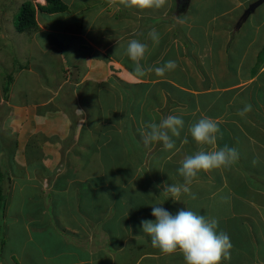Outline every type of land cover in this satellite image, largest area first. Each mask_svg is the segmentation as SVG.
Instances as JSON below:
<instances>
[{"label":"crops","instance_id":"1","mask_svg":"<svg viewBox=\"0 0 264 264\" xmlns=\"http://www.w3.org/2000/svg\"><path fill=\"white\" fill-rule=\"evenodd\" d=\"M27 1L37 25L20 30ZM63 1L66 10L49 12L41 8L47 0H0V183L9 182L0 264H30L22 260L29 241L43 264H185L142 231V220H155L152 205L162 203L172 214L178 204L218 220L232 244L221 264H264V185L249 179L264 176V61L258 64V47L250 50L264 31V2L246 13L257 0H166L144 10L119 0ZM207 5L218 10L201 18ZM249 25L255 34L241 54ZM131 39L148 46L143 67L178 66L134 77L125 55ZM247 104L252 110L241 117ZM168 115L184 120L174 148L145 146L143 123ZM202 116L219 122L216 147L235 148L239 159L201 170L190 185L196 199L174 201L163 190L185 182L180 160L212 149L188 131ZM10 243L17 251L4 250Z\"/></svg>","mask_w":264,"mask_h":264},{"label":"clouds","instance_id":"2","mask_svg":"<svg viewBox=\"0 0 264 264\" xmlns=\"http://www.w3.org/2000/svg\"><path fill=\"white\" fill-rule=\"evenodd\" d=\"M115 4L116 0H109ZM125 7L144 9H160L165 6L166 0H119ZM149 37L154 44H159L160 35L152 29ZM148 46L137 39H131L127 43L125 55L134 62L132 74L136 78H143L146 74L155 72L157 76H164L167 71L174 70L178 65L174 60L167 61L160 67H143L140 63L145 58ZM252 110L251 104L238 110V115L244 117ZM219 122L211 117L202 116L198 121L189 126V133L199 145H209L212 149H203L193 154L185 155L180 160L177 169L184 178L183 184L164 185L163 193L170 194L174 201H181V194H188L192 199L196 195L191 192L190 185L203 170L229 168L238 159L239 154L235 148L224 145L216 147L217 134L220 133ZM184 127V120L180 116L168 115L156 122L155 118L144 122L140 129V135L145 146L153 143H162L164 150H171L175 146L172 137H179L180 130ZM171 133V136L169 135ZM222 137V134H221ZM185 144L188 143L185 137ZM253 165L258 163L253 159ZM227 200V198H222ZM163 204V203H162ZM152 205V215L155 220H142V231L151 238V245L160 250L162 254L171 255L179 252L185 264H221L222 260L230 257L232 244L229 235L224 231H217L218 220L198 214L192 210H179L172 214L164 207Z\"/></svg>","mask_w":264,"mask_h":264},{"label":"rangeland","instance_id":"3","mask_svg":"<svg viewBox=\"0 0 264 264\" xmlns=\"http://www.w3.org/2000/svg\"><path fill=\"white\" fill-rule=\"evenodd\" d=\"M177 3V1L176 2H174L173 4H176ZM186 4V3H185ZM209 7V8H208ZM218 9H217V7H214V8H210V6L209 5H207V7H206V9L203 11V13L200 15L201 16V18H205V17H208V16H210V15H212V14H214L216 11H217ZM263 15V14H262ZM256 18H258V16H255L254 17V19H256ZM18 20H19V16H18ZM256 23H257V20H256ZM202 27V26H201ZM201 27H199V26H196L194 29H193V32H196V33H200V32H204V30L201 28ZM254 26L253 25H249V30L247 31V34L245 35V37L240 41V44H239V46L237 47V50H239V52L242 54V52H244L243 50H244V48L245 47H247V43H246V40H249L250 39V37H253L254 36V34H255V30H254ZM234 34L235 33H237V31L236 32H233ZM257 33V35H258V39H257V43L256 44H254L252 47H251V49L250 50H252V49H256L257 47H258V55H257V57H256V59H257V61H258V64H261L263 61H264V46L262 45V42H263V40H264V31L263 30H260V32L258 33V31L256 32ZM243 34V32L241 31V35ZM211 37H209V38H207V41L208 42H211ZM207 41H206V38H202L201 39V41H199L200 42V48H199V50H201V52H203V54L204 53H207V56L209 55V51H208V49L206 48V43H207ZM212 43H215L214 41H212ZM261 47V48H260ZM247 51V55L249 56L250 54H252L254 51ZM231 51V49L229 50V52ZM236 54H238V52H236L232 57H230V58H232L231 60L228 58V61L230 62V63H235V62H237L238 61V58L240 57V55L238 56V55H236ZM250 57H251V55H250ZM106 154H107V152H106ZM164 175V174H163ZM250 179V181H251V183H253L254 185H264V176L263 175H258L257 176V179H254V178H249ZM0 181H1V179H0ZM252 181H254V182H252ZM7 185H9V182H8V178H4V184L2 183V185H1V183H0V194H2V197H1V199H3V198H5L6 197V195H7V192H6V190L8 189L7 188ZM239 186H240V184H239ZM239 186H238V188H239ZM159 202V200H155V201H153V202ZM236 205H238V207H240V208H244V207H246V205L244 204L243 206H239L240 204L237 202L236 203ZM176 208L178 209V210H184V208L182 207V205H180V209H179V206H178V204H177V206H176ZM170 210V209H169ZM2 227H4V224L0 227V237L3 235L1 232H2ZM21 241H23V242H25V239H21ZM28 244H30L29 245V247L27 248V249H25V251H24V253H25V255H22V260H24V262H28V263H30V264H43L42 263V256H41V254L40 253H38L37 252V246L35 245V242L34 241H29L28 242ZM14 245L15 244H13V243H10V244H8V245H5V247L6 248H4V250L5 249H7V250H12V249H14ZM0 247H2L1 246V244H0ZM14 250H16L17 251V249H14ZM30 254H29V253ZM8 253V252H7ZM3 255L2 254H0V258L2 259V260H4V259H6V258H3L2 257ZM4 257H6V256H4Z\"/></svg>","mask_w":264,"mask_h":264},{"label":"trees","instance_id":"4","mask_svg":"<svg viewBox=\"0 0 264 264\" xmlns=\"http://www.w3.org/2000/svg\"><path fill=\"white\" fill-rule=\"evenodd\" d=\"M42 10H46L49 12L54 11H60V10H66L67 5L64 3L63 0H47L46 6H41ZM37 25L36 21V8L34 4L31 1H27L23 4L21 12L19 14V29H33ZM4 198L2 199V202H0V210H3L4 208ZM6 238L4 235L0 237V244L3 247V244H5Z\"/></svg>","mask_w":264,"mask_h":264},{"label":"water","instance_id":"5","mask_svg":"<svg viewBox=\"0 0 264 264\" xmlns=\"http://www.w3.org/2000/svg\"><path fill=\"white\" fill-rule=\"evenodd\" d=\"M264 0H257L256 2L252 3L249 8L247 9L246 13H250L251 11H254L260 4H262Z\"/></svg>","mask_w":264,"mask_h":264}]
</instances>
